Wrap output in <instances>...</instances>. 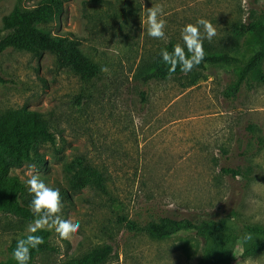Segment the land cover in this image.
<instances>
[{
  "label": "rangeland",
  "instance_id": "1",
  "mask_svg": "<svg viewBox=\"0 0 264 264\" xmlns=\"http://www.w3.org/2000/svg\"><path fill=\"white\" fill-rule=\"evenodd\" d=\"M40 1L0 0V39L5 16ZM63 2L64 12L48 30L79 38L101 69L97 78L82 80L47 52L9 48L0 56V115L24 108L42 113L61 150L45 145V164H25L10 174L26 182L31 172L49 187L66 189L61 216L81 225L71 242L54 230L38 232L56 251L38 253L30 264H67L106 244L114 249L106 264H203L205 243L195 234L160 239L128 225L141 229L168 216L223 222L240 236L247 226L264 229V84L246 80L237 97L227 99V87L237 80L232 67L209 66L192 87L193 70L147 84L141 77L165 46L183 45L181 28L200 18L217 29L204 42L243 53L246 40L231 30L264 11V0L244 6L242 0ZM153 5L164 9V39L147 34ZM77 158L104 176L106 192L69 188ZM223 168L240 175L233 179ZM28 224L0 213V264H17L12 252ZM235 264H264V251Z\"/></svg>",
  "mask_w": 264,
  "mask_h": 264
},
{
  "label": "trees",
  "instance_id": "2",
  "mask_svg": "<svg viewBox=\"0 0 264 264\" xmlns=\"http://www.w3.org/2000/svg\"><path fill=\"white\" fill-rule=\"evenodd\" d=\"M92 2L100 3L102 0H92ZM63 12V0H41L35 8L30 10L15 7L3 18V31L6 34L0 39V56L9 48L35 56H41L47 52L56 57L58 66L74 71L82 80L97 78L101 69L83 53L79 38L53 34L48 30V26ZM231 34L238 39L246 40L248 44L246 53L239 52L235 56L217 51L212 45L204 42L205 60L193 69L187 87L196 85L209 66L234 68L237 80L227 87L224 93L227 99L236 98L246 80L254 79L264 84L262 68L264 11L255 13L248 21L235 25ZM253 41L256 45L254 48L250 45ZM176 44L178 43L171 42L163 49L171 52ZM160 53L152 65L141 72L142 81L145 84L153 80L169 79L168 66L163 63ZM182 74L184 73L177 67L171 77ZM45 145H50L57 153L61 151L58 148L56 134L42 113L24 108L0 115L1 214L16 217L27 223L35 219L29 208L33 197L27 190L26 182L17 176H11L10 173L13 168H20L25 164L35 166L45 164V156L41 152ZM70 169L74 171L69 181V188L72 191L78 192L86 187H93L106 192L104 176L85 164L83 159L77 158ZM222 171L233 179H237L240 175L234 169L223 168ZM41 180L48 183L46 178ZM54 189H59L61 199L68 196L63 187L58 186ZM123 220L126 221L124 218ZM128 225L139 231L149 232L160 239H168L178 234H195L205 243L203 264H206L208 260L213 261V264H235L238 259L264 251V229L259 226H247L244 234L240 236L223 222L194 220L186 217L168 216L161 219L159 223H150L141 229L133 223ZM248 234H251V240L244 239ZM48 251H56V248L44 241L38 249L32 250L31 259L38 253ZM113 253V247L106 244L94 249L83 258L67 264H106ZM219 259L221 262H218Z\"/></svg>",
  "mask_w": 264,
  "mask_h": 264
},
{
  "label": "clouds",
  "instance_id": "3",
  "mask_svg": "<svg viewBox=\"0 0 264 264\" xmlns=\"http://www.w3.org/2000/svg\"><path fill=\"white\" fill-rule=\"evenodd\" d=\"M247 4V0H242V6ZM163 6L153 5L147 9V34L153 39H164L166 20ZM142 24L145 22L141 15ZM203 29V33L201 31ZM181 44H176L173 50H161L162 61L168 66V78L176 72L177 67L187 75L195 67L205 60L204 40L209 42L217 35V29L213 23L205 18L198 19L195 23H188L181 28ZM108 69L102 68V71ZM35 167V166H33ZM27 190L32 195L29 208L35 219L27 225L26 235L16 242V247L12 252V258L17 264H29L31 252L38 249L44 243V238L38 232L52 231L58 235L60 240L71 242L80 230L79 221L71 218L63 219L61 216L62 202L59 189L49 187L38 174L29 172L26 180ZM169 208L174 205L169 204ZM244 239L251 240V234Z\"/></svg>",
  "mask_w": 264,
  "mask_h": 264
}]
</instances>
